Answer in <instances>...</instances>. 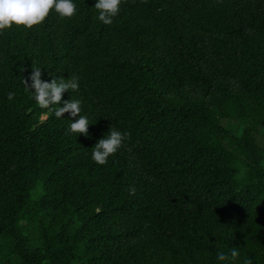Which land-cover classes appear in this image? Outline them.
Here are the masks:
<instances>
[{
  "label": "trees",
  "instance_id": "obj_1",
  "mask_svg": "<svg viewBox=\"0 0 264 264\" xmlns=\"http://www.w3.org/2000/svg\"><path fill=\"white\" fill-rule=\"evenodd\" d=\"M76 3L0 34V264H264V0ZM36 66L80 78L90 135L26 90Z\"/></svg>",
  "mask_w": 264,
  "mask_h": 264
},
{
  "label": "clouds",
  "instance_id": "obj_2",
  "mask_svg": "<svg viewBox=\"0 0 264 264\" xmlns=\"http://www.w3.org/2000/svg\"><path fill=\"white\" fill-rule=\"evenodd\" d=\"M124 0H95L94 7L98 10L99 19L104 24H112L119 16ZM55 11L62 18H72L79 11L76 0H0V34L13 26H23L31 29L42 25L50 12ZM28 76H24L26 90L33 94L34 99L42 108L53 107L57 117H71L70 131L76 134H89L90 119L82 115L83 101L80 98H69L66 93L80 89L78 76H52L44 79L42 67H32ZM16 96L14 91L8 92V99ZM130 133L113 125L107 134L101 136L95 143L91 158L98 164H106L110 156L117 153L126 142ZM240 255L239 247L231 248V257ZM229 253L218 251L217 260L226 261ZM245 264H252L248 259Z\"/></svg>",
  "mask_w": 264,
  "mask_h": 264
}]
</instances>
